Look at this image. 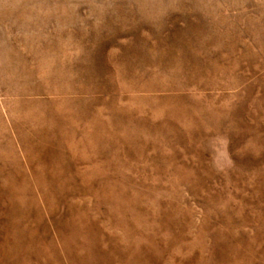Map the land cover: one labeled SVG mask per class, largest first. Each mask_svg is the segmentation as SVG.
<instances>
[{
	"label": "rangeland",
	"instance_id": "obj_1",
	"mask_svg": "<svg viewBox=\"0 0 264 264\" xmlns=\"http://www.w3.org/2000/svg\"><path fill=\"white\" fill-rule=\"evenodd\" d=\"M0 264H264V0H0Z\"/></svg>",
	"mask_w": 264,
	"mask_h": 264
}]
</instances>
